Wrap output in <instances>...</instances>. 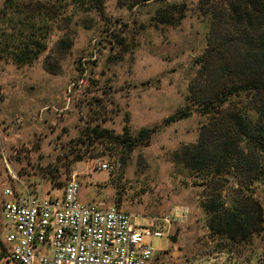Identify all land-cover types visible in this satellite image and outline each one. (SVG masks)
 Masks as SVG:
<instances>
[{"label": "rangeland", "instance_id": "374dc122", "mask_svg": "<svg viewBox=\"0 0 264 264\" xmlns=\"http://www.w3.org/2000/svg\"><path fill=\"white\" fill-rule=\"evenodd\" d=\"M135 1L101 0L96 12L85 8L88 0H0V192L14 183L58 194L75 172L79 192L96 197L84 202L133 217L153 249L148 264H264V231L230 250H215L208 238L199 207L207 184L175 157L197 141L204 119L193 113L162 126L184 107L205 47L200 0ZM171 3H183L185 16L154 21L155 10ZM34 41L44 48L17 64L18 49ZM153 127L135 142L140 129ZM92 128L130 144L84 141ZM97 160L113 170H96ZM255 192L264 211V191ZM174 209L186 210L184 221L170 217ZM152 221L160 237L149 234Z\"/></svg>", "mask_w": 264, "mask_h": 264}, {"label": "trees", "instance_id": "16d2710c", "mask_svg": "<svg viewBox=\"0 0 264 264\" xmlns=\"http://www.w3.org/2000/svg\"><path fill=\"white\" fill-rule=\"evenodd\" d=\"M88 1L85 8L102 10L101 0ZM147 1L164 0L135 2ZM196 6L208 23L205 47L194 61L198 68L184 107L165 118L162 126L193 113L204 119L197 141L175 157L207 184L199 207L208 238L215 250H230L264 231V211L254 196L257 189L264 191V0H200ZM184 16V4L171 3L157 8L152 18L171 25ZM41 49L35 41L24 44L15 62L30 63ZM156 130L140 129L135 142ZM102 137L130 144L125 137H111L96 128L82 139Z\"/></svg>", "mask_w": 264, "mask_h": 264}, {"label": "built area", "instance_id": "2783aa9c", "mask_svg": "<svg viewBox=\"0 0 264 264\" xmlns=\"http://www.w3.org/2000/svg\"><path fill=\"white\" fill-rule=\"evenodd\" d=\"M110 173L105 161L94 164ZM13 179H17L15 176ZM57 191V190H56ZM58 194L34 186L2 185L0 227L5 231L7 260L13 264H148L154 253L133 224L132 216L103 202L79 198L77 174L71 173ZM187 212L170 217L184 221ZM168 223V221L164 220ZM149 234L162 230L152 221Z\"/></svg>", "mask_w": 264, "mask_h": 264}, {"label": "crops", "instance_id": "0c3cea01", "mask_svg": "<svg viewBox=\"0 0 264 264\" xmlns=\"http://www.w3.org/2000/svg\"><path fill=\"white\" fill-rule=\"evenodd\" d=\"M82 195H90V198L89 197H82ZM95 194H93V193H90L89 192V194H85V193H83L82 191H80L79 192V198H80V200L81 201H87V202H92V201H96V197L94 196ZM109 195H112V193H110ZM101 202V201H100ZM7 262L9 263V264H13V263H11L10 261H8L7 260Z\"/></svg>", "mask_w": 264, "mask_h": 264}, {"label": "water", "instance_id": "95a60500", "mask_svg": "<svg viewBox=\"0 0 264 264\" xmlns=\"http://www.w3.org/2000/svg\"><path fill=\"white\" fill-rule=\"evenodd\" d=\"M3 258L7 259V253H6V248L4 247L3 243L0 241V261Z\"/></svg>", "mask_w": 264, "mask_h": 264}]
</instances>
